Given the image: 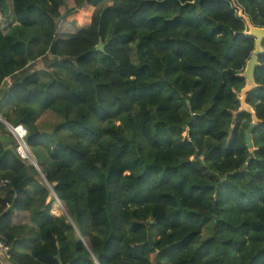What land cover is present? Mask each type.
Wrapping results in <instances>:
<instances>
[{
    "label": "trees",
    "instance_id": "16d2710c",
    "mask_svg": "<svg viewBox=\"0 0 264 264\" xmlns=\"http://www.w3.org/2000/svg\"><path fill=\"white\" fill-rule=\"evenodd\" d=\"M73 3L0 0V118L25 127L54 194L0 120L7 264H264V43L251 147L238 98L255 46L238 11L264 27V0Z\"/></svg>",
    "mask_w": 264,
    "mask_h": 264
},
{
    "label": "water",
    "instance_id": "95a60500",
    "mask_svg": "<svg viewBox=\"0 0 264 264\" xmlns=\"http://www.w3.org/2000/svg\"><path fill=\"white\" fill-rule=\"evenodd\" d=\"M238 16L241 17L245 21L247 29H248L247 34L255 39L254 50L252 51L250 58L247 60L244 71L241 74V76L245 79L246 83H245V86L241 90L240 96L238 97L240 101L239 110L248 112L249 114H251V117H252V122L250 123L249 127L245 131V142L246 144H248L249 147H251L252 145L251 144V130L257 122V117L255 115L254 110L246 103V95L256 86L255 81H254V71H255L256 66H258L259 64L258 56L262 54L263 52L262 45L264 43V27L254 26L251 23L249 17H247L246 15L242 13L241 9H239L238 11ZM96 49L97 50L103 49V43L101 39L98 40ZM0 120L5 123V121L2 118H0ZM32 164L37 169V165L35 161H33ZM37 171L39 172L38 169ZM44 206L45 205H43L42 208H44ZM12 208L13 206L10 205L6 209V211L11 210ZM6 211L0 214V218ZM66 216L68 220L71 222L69 215L66 214Z\"/></svg>",
    "mask_w": 264,
    "mask_h": 264
},
{
    "label": "rangeland",
    "instance_id": "374dc122",
    "mask_svg": "<svg viewBox=\"0 0 264 264\" xmlns=\"http://www.w3.org/2000/svg\"><path fill=\"white\" fill-rule=\"evenodd\" d=\"M74 3L73 0H67V7L71 8L73 7ZM93 12L92 9H88L86 7L81 8L80 10L76 11L74 14H72L71 16H69L68 18H62L58 24V32L59 33H64V32H68V33H74L76 31V27L78 25H80V22L82 21V18L84 17L85 14L91 15ZM5 18H3L2 15H0V24L4 23ZM59 121V117L57 116L56 113H54L53 111H47L44 112L39 120H38V127L40 128V130H45V131H49L53 125ZM5 127L7 129V131H9L12 136L13 139L17 142L16 136L14 135V133H12L9 124L8 123H4ZM35 161V159H34ZM28 163H30L29 161H26ZM36 162V161H35ZM37 165V164H36ZM37 169L39 170L36 179L42 183V184H46L45 183V179H44V175L41 172V169L38 167L37 165ZM49 188V194L50 196L47 198L46 202H48L51 197H54L53 191L51 189V186L49 184H46ZM52 214L55 216H60V215H64L66 214V210L64 208V206L62 205V203L60 201H55V203L52 206V210H51ZM19 220L21 222H27L29 223V213H23L19 216Z\"/></svg>",
    "mask_w": 264,
    "mask_h": 264
},
{
    "label": "built area",
    "instance_id": "2783aa9c",
    "mask_svg": "<svg viewBox=\"0 0 264 264\" xmlns=\"http://www.w3.org/2000/svg\"><path fill=\"white\" fill-rule=\"evenodd\" d=\"M9 127L15 136L16 134L19 136V138L16 136L17 142L15 141L17 153L22 159L33 163L34 156L32 155L25 140L27 130L22 125L12 126L9 124ZM184 135L186 134L184 133ZM10 255L9 246L0 240V264H7V262L10 260Z\"/></svg>",
    "mask_w": 264,
    "mask_h": 264
},
{
    "label": "crops",
    "instance_id": "0c3cea01",
    "mask_svg": "<svg viewBox=\"0 0 264 264\" xmlns=\"http://www.w3.org/2000/svg\"><path fill=\"white\" fill-rule=\"evenodd\" d=\"M64 33H68V32H64ZM44 66H45V61H39V63L37 64V68H39V69H42V68H44ZM30 68V67H29ZM29 68H25V69H23L21 72H19V73H15L12 77H10V79H7V82L9 81V80H12L13 78H17L18 76H22V75H25V74H27V72H29ZM22 73V74H21ZM47 112V111H46ZM44 113V112H43ZM42 115V114H41ZM40 115V116H41ZM40 116H39V118H40ZM39 118L37 119V123H38V120H39ZM59 120H60V118H59ZM57 123V122H56Z\"/></svg>",
    "mask_w": 264,
    "mask_h": 264
},
{
    "label": "bare ground",
    "instance_id": "6f19581e",
    "mask_svg": "<svg viewBox=\"0 0 264 264\" xmlns=\"http://www.w3.org/2000/svg\"><path fill=\"white\" fill-rule=\"evenodd\" d=\"M17 135V134H16ZM17 138H19V136L17 135Z\"/></svg>",
    "mask_w": 264,
    "mask_h": 264
}]
</instances>
